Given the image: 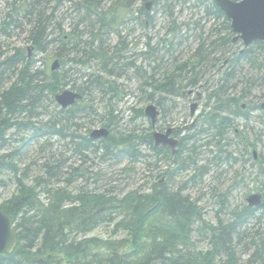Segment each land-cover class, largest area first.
Wrapping results in <instances>:
<instances>
[{
	"label": "rangeland",
	"instance_id": "374dc122",
	"mask_svg": "<svg viewBox=\"0 0 264 264\" xmlns=\"http://www.w3.org/2000/svg\"><path fill=\"white\" fill-rule=\"evenodd\" d=\"M16 1L29 2L32 13H25L23 10L19 12L20 14L14 13ZM31 1L33 0H0V92L16 83L24 65V62L18 60L8 64L7 58L15 55L19 49L25 56L29 54L28 49L32 44L28 31L34 26V22L41 17L42 20H47L51 13L54 18L51 24L48 23V40L57 38L60 30L65 34L74 30L79 38V49L69 54V57L84 58L83 65L74 66L79 74L71 76V83L66 88L72 89L73 85L80 86L84 79L90 77L93 80L95 75L107 79L108 83H112L113 87L117 88V91L113 92L109 88L103 89L91 85L90 82L86 84L92 92L93 105L99 108V112L94 116L95 124L89 127V135L93 129L102 127L108 122L107 111L110 107L116 116L112 126L113 134L138 136L152 133L154 129L151 128L150 119L145 115L139 116L138 111L142 109L144 114V107L153 103L160 110L158 116L160 120L155 129L160 131L168 127L180 129L176 138L179 143L183 142L182 149L185 151L180 159L186 157L192 148L208 143L205 148H200L205 154L199 163L204 165L214 156L218 161L211 163L214 165L213 170L208 174L194 171L181 174L172 171L174 168L169 158L156 156L148 143V146H136L138 153L123 159L121 163H116L111 159L114 155H106L102 150L80 151L67 129H64L63 135L54 133L51 138L42 136L31 139L33 136L31 126L39 124L43 129L48 128L44 123L58 105L57 102L53 104L47 100L44 101L45 105L42 102H35L32 108L40 112V115L31 118V123L28 122L30 114L27 112L19 111L9 115L15 125L8 129L5 143L0 145V154L9 155L8 160H12L17 171L0 172V207L11 197L19 195L22 185L35 190L38 200L47 205L58 192L61 193L56 196L69 193L70 198L82 191L93 194L105 193L107 197L114 196L118 199L133 192L144 196L152 192L151 189L157 181L164 183L168 179V174H171L172 184L190 186L183 192L184 195H190L191 200L203 208V220L192 223L191 241L187 244V249L198 252L213 249L214 245L209 236L211 227L233 222L236 218L234 211L243 212V208L247 205L246 197L256 191H264V176L260 172L262 170L260 166L264 168V113L260 109L249 110L251 105H261L264 101V86L260 89L254 87L250 91L241 84L242 82L236 84L234 80L226 83L230 86L227 92L229 96L237 98L244 96L239 104L244 105L243 109L247 110L250 116L248 120H237L235 125V130L242 128L247 132L248 137L245 135L249 140V147L245 145L247 142H241L234 137V133L227 134L228 137L239 141L233 148L243 149L242 153L230 155L225 141L217 143V138H212L211 135L194 139L188 137L196 133L195 127L202 124L198 119L205 118L204 114L213 106L214 101L208 99L209 93L220 84L217 81L223 80L225 72L230 69L231 56L244 48L242 40L237 39L233 42L235 34L232 33L231 28H228L222 18H216L209 13L205 4L202 5L197 1L176 3L174 8L171 7L172 17H169V12L162 7L165 2L157 7L150 5L148 11L152 21L145 22L147 21L144 19L145 16L138 12L141 1L136 0L130 7L133 16L127 17L114 33L104 32L102 45L99 41H95L96 44L91 48L87 42L90 41L91 36L83 32H91L94 28L87 27V22H82L81 18L77 19L76 16L81 14L77 4L83 0H63L56 11L55 7L59 4L57 0H39L36 5ZM112 1L102 0L103 5L100 4L107 9ZM33 6L36 7L34 12ZM37 11L42 12V15H38ZM228 32L229 37L232 38L231 43L219 46L218 43L225 40L224 37ZM84 41L88 44L87 47L83 44ZM121 41L123 43H120ZM171 41L173 43L170 44ZM49 45L47 54L36 55L37 63L32 71L45 67L50 69L51 63L58 59L52 53L60 49L59 41ZM98 46L108 57L104 63L98 58V54H91L92 51H99ZM71 47L72 44L70 49ZM198 49L208 52L207 66L203 68L205 73L199 77V84L185 87L186 82L194 75L189 69V62L190 64L199 62L196 57ZM255 54L262 60L261 51L256 50ZM73 64V62L68 63L66 67H72ZM84 73L86 76L82 80L80 78ZM167 74L176 76V90L171 93L155 92V84L162 83ZM234 83L235 87L232 86ZM224 91L225 88L219 93L224 94ZM158 101L161 103L158 104ZM194 102H197L198 108L191 118L190 105ZM38 107L44 108L36 109ZM20 122L27 126H21ZM198 126L196 128H199ZM85 131L86 129L79 127L78 133H75L86 135ZM136 141L137 144L145 142L138 139ZM251 144L253 145L250 146ZM221 171L224 175L220 177ZM226 192L230 194L229 207L221 208L219 203L221 198L218 195ZM73 204L78 202L67 198L64 207ZM255 214L254 218L247 219L248 221L243 225L238 224V235L235 240L233 238L231 243L226 242V246L231 249L230 252H233L235 264H264V209L259 208ZM112 217V222H101L88 234H78V239L96 238L104 242H115V245H118L117 242H124V248H120L119 252H125L130 247L127 240H131V236L130 230L124 226L130 219L129 217L123 219L121 213H114ZM122 219L120 227L123 228L117 227ZM217 251L220 254L215 258L216 264H223L228 257L227 251L221 249ZM63 264L68 263L64 260Z\"/></svg>",
	"mask_w": 264,
	"mask_h": 264
},
{
	"label": "trees",
	"instance_id": "16d2710c",
	"mask_svg": "<svg viewBox=\"0 0 264 264\" xmlns=\"http://www.w3.org/2000/svg\"><path fill=\"white\" fill-rule=\"evenodd\" d=\"M57 1L61 4L63 0ZM135 1L125 0L123 2V0H113L107 9L104 6L102 7V0H83L77 4L78 11L83 13L81 21L87 22V27L94 28L91 32H83V34H90V41L87 42L91 48L96 44L95 41H99L102 45V35L104 32L114 33L117 27L126 21L127 17L133 16V10L130 7L134 5ZM140 1L141 5L138 7V12L142 16L144 15L145 18H143L147 21H152L150 11H148L150 9L146 8L147 1L151 2V5L154 7L165 2L162 7L165 11L169 12V17L173 16L172 9L176 3L181 2L185 4L197 1L202 5L205 4L209 13L216 16V18H222L227 23L228 28H231L229 20L211 0ZM31 2L36 5L40 1L33 0ZM35 8L33 6V12ZM22 10L25 13H32L31 4L26 1H16L14 13L20 14L19 12ZM36 13L42 15L40 11ZM53 18V14L50 13L47 20H42L41 17L34 23L32 21L34 26L28 31L29 40L33 48L31 58L25 56L19 49L15 55L7 58L8 61L6 60L8 64L17 62L18 60L19 62H24V65L20 76L17 77L16 83L0 92V145L5 143V135L8 129H11L15 125L10 120L9 115H14L15 112L19 111L30 113L35 110L32 108L35 102L41 103L47 100L55 104L54 95L71 83V76L73 74H79L78 69L74 66L76 64L83 65L84 63V58L69 57V54L79 49V38L74 33V30H71L68 34L62 33L63 31L60 32V30L57 38L48 40V23L51 24L50 22ZM224 38H222L224 40L222 43H218L221 47L222 44L227 45V43L230 44L232 41V38L229 37V32ZM56 41H59L61 47L52 54L60 61V69L53 71L51 68L45 67V69L37 68L32 71L37 63L36 55L38 53L47 54L49 44ZM120 43L123 42L121 41ZM71 44L72 47L70 49ZM83 44H85V47L88 46L85 41ZM100 46L97 47L99 51H92L91 54H98V58L104 63L108 57L99 48ZM256 50L261 51L262 60L256 57ZM197 53L196 57L199 62L191 64L189 62V69H191L194 75L186 82L185 87H193L199 84V77L205 73L203 68L207 66L206 58L208 52L198 49ZM229 60L230 69L225 72L223 80L217 81L220 84L209 93L208 99L213 100L214 104L204 114L205 118L200 126L204 122L219 123V120H222L230 127L235 122V120H232L229 123L230 114L240 119L242 116L246 117L247 120L250 119L248 111L244 110L239 104L240 99L244 98V96H240L239 98L229 96L227 92L230 86L226 83L236 80V84L242 82L241 84L250 91L254 87L262 88L264 86V47L261 42H255L249 45V47H244L241 51L239 50ZM72 62L74 63L73 66L67 68L66 65ZM236 68L238 69L236 70ZM85 76L86 73L80 79L83 80ZM87 79L89 80L87 81ZM87 79H84V82L80 86H72L73 89L76 88L82 94V100L68 108L61 109L57 105L54 113L49 115L50 118L44 123L48 128L45 127L43 129L39 124L31 126L30 130L33 129L31 139L42 136L51 138L54 133L63 135L62 132L64 129H67V132L71 133L72 141L77 144L80 151L93 150L94 152H98V150H102L103 153L111 155L120 154V152L124 151L130 153L134 149V146H136L137 139L141 142L146 141L150 144V148L153 151H157L153 147L149 133L138 136L133 134L131 136H117L113 134L112 126L114 125L116 116L111 107L107 111L108 122L103 124V127L109 128V137L98 140V142H94L89 138L88 131L90 126L85 127L75 122V119L81 114L90 116L98 111L91 99L92 92L86 84L90 82L91 85L103 89L109 88L113 92H116L117 88L113 87L112 83H108L107 79L99 75H95L93 80L90 77ZM175 83H177L176 76L174 74H167L162 83L155 84L154 90L158 93H171L173 90H176ZM172 85L173 87H171ZM232 86L235 87V83ZM223 88H225L224 94H220L219 92ZM260 106V104L251 105L249 110H261ZM36 109H39V107ZM138 114L139 116H144L142 109L138 111ZM31 118L33 117L30 116L28 122H30ZM64 121L71 124L65 126V124L63 125ZM19 124L27 126L22 122ZM79 127L86 129V135L75 133H78ZM196 127L197 131L198 128ZM165 153H167L166 150ZM8 159H10L9 155L0 154V172L4 170L17 171L15 164L12 160L9 161ZM260 169H262L260 172L264 176V168L260 166ZM153 187L155 190L150 194H144V196L127 195L122 197V199L114 196L107 197L104 194L88 193L86 191H82L75 197L70 198L71 195L69 193L56 196L58 193H61L58 192L55 195L56 197L54 196L52 201L43 207L42 202L37 198L35 190L22 185L19 195L11 197L10 200L3 203L0 207V210L13 220L18 235L17 248L11 254L0 255V264H55V261L63 264L64 260L68 264H216L215 258L220 254L217 251L219 249L227 251L228 257L223 264H235L233 252H230L231 249L226 246V242L231 243L233 238L235 240V237L238 235L239 226L247 222V219L254 218L258 209L245 205L243 212L235 210L234 215H236V218L233 222L211 227V234L209 236L214 245L213 249L202 252L190 251L187 249V244L191 241L190 232L192 230V223L201 222L203 218L197 205L190 199H183L180 196L165 195L163 199L160 196V192L165 187L159 186L160 190L157 188V185ZM67 198L74 199L78 204L65 208L64 203ZM262 209H264V206ZM114 213H121L123 219L125 217H129L130 219L124 226L130 230L131 240H127L128 244H130L128 250L123 253L119 252L120 248H124V242H117L118 245H115V242H104L96 238L78 239V234H88L94 226L101 224V222H112ZM123 219L119 221L117 227H120ZM226 248L230 250L228 251ZM50 256L55 259L50 260ZM37 257L45 258L37 259Z\"/></svg>",
	"mask_w": 264,
	"mask_h": 264
},
{
	"label": "bare ground",
	"instance_id": "6f19581e",
	"mask_svg": "<svg viewBox=\"0 0 264 264\" xmlns=\"http://www.w3.org/2000/svg\"><path fill=\"white\" fill-rule=\"evenodd\" d=\"M60 6V3L58 5H56L55 7V11L59 8ZM83 15V13L81 14H76L77 16V19L78 18H81V16ZM145 22H148V21H145ZM150 25L152 26V23H150ZM66 88V87H65ZM259 88V87H258ZM66 89H70V90H73V88H66ZM260 89V88H259ZM54 100L56 102H58L55 98ZM46 103V102H45ZM44 101L42 102L43 105H45ZM161 102L158 101V104H160ZM59 105V104H58ZM155 105V104H154ZM60 106V105H59ZM148 105H146L144 108V111L146 110V107ZM61 108V106H60ZM97 110L99 109L98 107H95ZM112 108V107H111ZM159 108V107H158ZM41 109V108H39ZM62 109V108H61ZM22 112H25V111H22ZM99 110L96 112L98 113ZM96 113H93L91 114L90 116L87 115V114H81L78 118L75 119V122H78L80 123L79 121H82L84 122L82 125H84L85 127H89L91 126L92 124H94L96 121L95 120V115ZM263 113H264V110H263ZM30 116H32L33 118H36L40 115V112L38 111H32L29 113ZM194 116V115H193ZM193 116L190 115L191 118H193ZM148 118V117H147ZM149 119V118H148ZM240 118H237L235 117L234 115H231L230 114V118H229V123L230 121L232 120H235V122L230 126L228 127L226 122L222 121V120H219V123L217 122H210L208 121L207 122H204L202 126H200L196 133L195 134H191L189 135V139H194L196 137H202V136H208V135H211L212 138H217V143H220L222 141H225V146H228L229 149H227V152L230 154V155H238L239 153H242L243 149L241 148H236L234 149V145L241 141V142H247L246 147H249V140H248V134L246 131H243L242 128L240 130H235L236 128V121L239 120ZM241 119H244V120H247L246 117L242 116ZM240 119V120H241ZM160 120V118H157L155 120V122H153L152 119H150V123H151V128L154 129L152 133L149 132V134L151 135V141L153 143V147H155L157 149V151H153L151 148V151L156 155V156H166L167 158H169L172 163H171V166L174 168L172 169V171L174 172H180L181 174H184V173H188L189 171H194V172H204L206 174L210 173L212 170H213V166L211 163H214L218 160H216V157L214 156L212 159H210L208 161V163H205L204 165L203 164H200L199 162L202 160L203 158V155L205 154V152L201 151L200 148L201 147H206L208 145V143H206L205 145H198V147L196 148H192V150L187 154L186 157L181 158L182 154L185 152L183 149H182V146L183 145V142H178V144L176 145V147L174 149H172L170 147L169 144H162V143H157V140L155 139L154 137V134H161V135H164L168 132V128H165L164 130H158V129H155V126L156 124L158 123V121ZM198 120H201V122H203L204 118L202 119H198ZM65 124V126H69L71 123L70 122H67V121H64L63 125ZM228 127V129L225 131V129ZM109 128H106V130L108 131ZM149 130V128H148ZM225 131V132H224ZM92 133V132H91ZM230 133H234L233 136L234 137H237L238 140H235L234 138L232 137H228L227 134H230ZM109 134H110V131H109ZM109 134L107 137H109ZM148 134V133H147ZM247 137H246V135ZM134 135V134H133ZM127 136V135H126ZM136 136V135H135ZM107 137H104V136H97V137H92L91 134L89 135V138L94 141V142H98V140H101V139H106ZM170 138H174L173 134H171L169 136ZM246 137V139H245ZM199 140V139H197ZM195 140V141H197ZM248 140V141H247ZM146 142V141H145ZM142 142V143H139V144H136L137 147H141L142 145H146L148 146L147 142ZM138 143V141H137ZM150 145V144H149ZM179 145V148H177V146ZM253 144H251L250 146H252ZM136 146H134V149L132 150V152L128 153V151H124V152H120V154H114V156L111 158V159H114V161L116 163H121L123 159H128L130 156L132 155H135L137 152V149H136ZM165 150L167 151V153H165ZM106 155H109L107 153H105ZM111 155V154H110ZM110 159V160H111ZM180 159V160H179ZM243 170H245V167L243 168ZM173 174V172H170ZM218 175V173H217ZM220 177L224 175V172L221 171V173H219ZM162 182V180H160ZM167 184H164L166 183ZM164 182V183H160L159 181H157L155 183V185H157V188H159L160 190V187H165V189L161 190L160 192V196L161 198H165V195H169V196H173V197H178L180 196L181 198H185V199H190V195H184V191L188 190V188L190 186H181V185H176V184H172V175L171 174H168V179L167 181ZM152 192L155 190L154 187H152ZM158 191V190H157ZM150 192V193H152ZM150 193H147V194H150ZM262 194H264V191L262 192ZM97 194V193H96ZM100 194H104L105 193H100ZM127 195H136V196H140L141 194H138L137 192H133V193H129V194H126L125 196ZM124 197V196H123ZM218 197H220L221 199L219 200V203L221 204V208H227L229 207V204H228V197L230 198V194L229 193H220V195H218ZM192 201V200H191ZM193 202V201H192ZM246 203L247 205L251 206L250 203H248V201L246 200ZM196 204V203H195ZM46 204H43V207H45ZM254 207V206H252ZM197 208L199 209V212L200 214H202V210L203 208L200 206L197 205ZM190 214V213H188ZM192 214V212H191ZM203 220V218L201 219V221ZM17 245V244H16ZM15 245V248L14 250L17 248V246ZM14 251H12L11 253H13Z\"/></svg>",
	"mask_w": 264,
	"mask_h": 264
},
{
	"label": "water",
	"instance_id": "95a60500",
	"mask_svg": "<svg viewBox=\"0 0 264 264\" xmlns=\"http://www.w3.org/2000/svg\"><path fill=\"white\" fill-rule=\"evenodd\" d=\"M212 2L230 20L231 31L235 34L233 42L241 39L244 47H248L255 42H261L264 47V0H212ZM150 5L151 2H147L146 8L150 9ZM59 65L58 60L53 61L50 66L51 70L55 71L59 69ZM54 98L63 109L74 105L77 100L82 98V95L78 91L63 89ZM190 106V115L193 116L198 108L197 102L192 103ZM261 109L264 110V101L262 102ZM159 113L158 107L152 103L144 111L145 116L152 119L153 122L158 118ZM174 131V128H169L166 134L155 133L154 137L157 143L169 144L174 149L178 144V140L169 137ZM91 132L92 137H107L109 134V131L104 127L94 129ZM246 200L251 206L257 208L264 205L260 192L249 195ZM17 242L18 235L13 221L6 213L0 210V254H11ZM49 259L54 260L55 258L50 256ZM58 264L61 263L59 262Z\"/></svg>",
	"mask_w": 264,
	"mask_h": 264
},
{
	"label": "flooded vegetation",
	"instance_id": "af4514ba",
	"mask_svg": "<svg viewBox=\"0 0 264 264\" xmlns=\"http://www.w3.org/2000/svg\"><path fill=\"white\" fill-rule=\"evenodd\" d=\"M169 128H172V127H168V129H169ZM179 130H180V129H179ZM179 130H178V129H175V131L172 133L173 136H174V138L178 136V133H179L178 131H179Z\"/></svg>",
	"mask_w": 264,
	"mask_h": 264
}]
</instances>
